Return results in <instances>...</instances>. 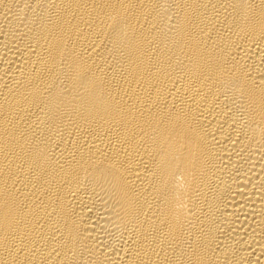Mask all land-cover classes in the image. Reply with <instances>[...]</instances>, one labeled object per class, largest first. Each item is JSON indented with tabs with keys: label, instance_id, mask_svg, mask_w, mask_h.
Wrapping results in <instances>:
<instances>
[{
	"label": "bare ground",
	"instance_id": "obj_1",
	"mask_svg": "<svg viewBox=\"0 0 264 264\" xmlns=\"http://www.w3.org/2000/svg\"><path fill=\"white\" fill-rule=\"evenodd\" d=\"M0 264H264V0H0Z\"/></svg>",
	"mask_w": 264,
	"mask_h": 264
}]
</instances>
